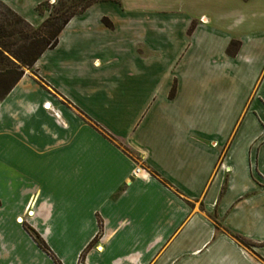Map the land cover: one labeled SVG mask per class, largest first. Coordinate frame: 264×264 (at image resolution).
<instances>
[{"label": "crops", "instance_id": "crops-1", "mask_svg": "<svg viewBox=\"0 0 264 264\" xmlns=\"http://www.w3.org/2000/svg\"><path fill=\"white\" fill-rule=\"evenodd\" d=\"M25 228L60 264H264V0L70 19L0 101V264H54Z\"/></svg>", "mask_w": 264, "mask_h": 264}, {"label": "trees", "instance_id": "trees-1", "mask_svg": "<svg viewBox=\"0 0 264 264\" xmlns=\"http://www.w3.org/2000/svg\"><path fill=\"white\" fill-rule=\"evenodd\" d=\"M47 2V0H44L37 5L35 11L43 14L42 8ZM98 2L118 3V0H57L55 7H53L54 10L50 11L49 16L36 28L30 26L0 2V7L3 10V13H0V101L9 94L21 79L24 72L22 68L30 69L46 50L56 46L58 36L69 20L82 14L90 6ZM102 22L105 26L111 27V24L106 19H103ZM17 44L19 45L18 49L13 50L12 48L17 46ZM238 48V42H231L227 49V54L234 56ZM174 90V87H172L169 97H173ZM101 134L111 140L103 132ZM124 150L127 151L126 149ZM215 225L218 229L219 225L216 222ZM25 230L37 247L48 255L54 264H60L37 233L29 228H25ZM100 230L101 227L99 225V233ZM231 237L247 250L253 246L238 236L232 235ZM89 248L90 246L87 249ZM83 258L84 255H81L78 264L83 263Z\"/></svg>", "mask_w": 264, "mask_h": 264}, {"label": "rangeland", "instance_id": "rangeland-1", "mask_svg": "<svg viewBox=\"0 0 264 264\" xmlns=\"http://www.w3.org/2000/svg\"><path fill=\"white\" fill-rule=\"evenodd\" d=\"M48 2L47 3H45L44 4V6H43V8H42V11H43V14H39V13H37V14H39V15H41V16H45L46 18L49 16V14H50V11H53L54 9H53V7H55L54 5H55V3L57 2V0H47ZM0 13H3V10H2V8L0 7ZM45 18V19H46ZM36 27H38V26H36ZM36 27H33V28H36ZM18 44H17V46H15V47H13L12 49L13 50H17L18 49ZM22 70L24 71V70H28V69H26V68H22ZM249 250H250V248H249Z\"/></svg>", "mask_w": 264, "mask_h": 264}, {"label": "bare ground", "instance_id": "bare-ground-1", "mask_svg": "<svg viewBox=\"0 0 264 264\" xmlns=\"http://www.w3.org/2000/svg\"><path fill=\"white\" fill-rule=\"evenodd\" d=\"M20 222H22V221H20Z\"/></svg>", "mask_w": 264, "mask_h": 264}]
</instances>
